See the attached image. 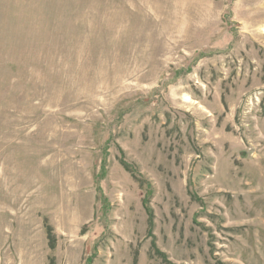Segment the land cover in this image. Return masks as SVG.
I'll return each instance as SVG.
<instances>
[{
	"label": "rangeland",
	"instance_id": "1",
	"mask_svg": "<svg viewBox=\"0 0 264 264\" xmlns=\"http://www.w3.org/2000/svg\"><path fill=\"white\" fill-rule=\"evenodd\" d=\"M0 264H264V0H0Z\"/></svg>",
	"mask_w": 264,
	"mask_h": 264
}]
</instances>
